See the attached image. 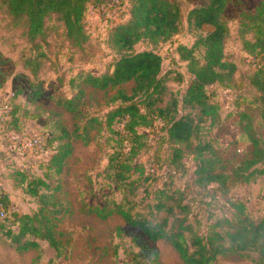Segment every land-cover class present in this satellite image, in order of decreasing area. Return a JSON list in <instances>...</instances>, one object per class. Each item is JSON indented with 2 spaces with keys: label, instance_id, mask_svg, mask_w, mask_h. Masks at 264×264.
Returning a JSON list of instances; mask_svg holds the SVG:
<instances>
[{
  "label": "rangeland",
  "instance_id": "1",
  "mask_svg": "<svg viewBox=\"0 0 264 264\" xmlns=\"http://www.w3.org/2000/svg\"><path fill=\"white\" fill-rule=\"evenodd\" d=\"M126 1L129 6L130 0ZM172 1L178 2L182 11L179 32L165 42L142 40L134 45L135 51L151 50L160 56L164 90L150 109L142 108L151 121L138 127V132L144 136L141 139L144 145L132 159L133 164L141 166L142 172L139 168L131 173L132 186L127 189L119 187L107 170V157L117 145L118 136L105 126V114L116 105L110 102L116 91L130 94L133 82L105 90L81 83V76L86 72L102 73L118 58L116 48L108 39L109 30L114 23L126 19L127 5L123 11L114 7L103 11L88 6L84 16L88 41L79 48L68 42L62 23L54 15L45 19V37L30 42L25 19L9 16L0 2V111L6 105L9 118V112L14 110V122L8 129L0 120V191L8 198L4 230H17L11 214H31L38 206L36 199L23 191L30 179H25L22 185V173L42 177L53 186L59 185L54 196L66 207L56 225L61 241L58 252L43 240H38L37 249L16 252L0 230V264H186L167 241L149 240L115 211L104 218L89 211L121 204L148 219L162 218L163 213L152 209L161 189L184 191V201L190 207L188 221L198 225L200 234H204L215 219L231 217L228 200L242 202L251 218L264 219V175L232 187L225 195H215L211 187L200 190L191 184L195 168L191 155H184L181 173H172L169 168L171 147L166 140L165 123L156 116L157 109H164L176 100L177 116H196L195 110L182 102L192 76L177 50L179 46L192 47L197 36L208 31V27L194 30L186 21L190 9L207 4L208 0ZM261 1L264 0L228 1L225 15L229 37L224 54L236 70L229 86L212 85L206 90L210 100L219 106V118L212 124L208 120L200 123L198 140L209 142L227 169L250 149L237 128L238 111L247 110L257 122L262 107L249 83L258 58L242 48V40L250 39L251 34L243 32L241 23L242 12L253 9ZM202 54V48L194 50L197 58ZM22 58H29L32 65L24 67ZM35 64L39 67L33 74ZM78 91L81 93L73 101L76 111L68 112L59 102ZM54 121H59L70 134L71 153L60 174L46 167L57 146L54 142L48 147L47 140L57 134ZM122 123L115 121L112 125L120 135ZM34 141L32 148L21 147L22 143ZM213 264L262 263L254 251H248L244 256L224 254Z\"/></svg>",
  "mask_w": 264,
  "mask_h": 264
},
{
  "label": "trees",
  "instance_id": "2",
  "mask_svg": "<svg viewBox=\"0 0 264 264\" xmlns=\"http://www.w3.org/2000/svg\"><path fill=\"white\" fill-rule=\"evenodd\" d=\"M229 0H208L207 4L190 9L186 21L194 30L208 27L204 35H198L193 46L178 47V54L186 62L192 81L182 96L184 105L192 108L196 116L176 115L177 101L172 100L164 109H157L156 116L165 123L166 140L171 147L170 170L181 173L182 159L189 154L194 161L191 184L200 190L211 187L214 194L225 195L237 185L249 183L255 176L264 175V1L253 9L242 12L243 32L251 34L250 39L242 40V48L258 58L249 83L255 89L262 107L255 121L250 112L237 113V128L250 144V149L241 154L229 169L209 142L198 140L200 123L208 120L211 124L219 118V106L210 100L207 87L212 85L229 86L232 82L235 65L225 59L224 46L229 37L225 8ZM6 13L13 18H24L26 36L30 42L46 35L45 19L54 15L62 23L64 36L72 46L83 47L88 41L85 27V12L88 6L106 10L112 0H0ZM127 1L119 0L120 5ZM128 4V3H127ZM126 4V5H127ZM125 5V6H126ZM127 17L116 22L109 30V41L116 48L118 58L111 67L102 73L86 72L81 76L85 86L105 90L132 81L131 93L117 90L110 98L116 105L105 114V126L109 132L118 136L117 145L107 157V170L113 181L122 189L132 186L130 175L141 166L133 164L132 159L143 147L144 137L138 127L150 123L149 116L142 112L150 109L164 90L161 76V58L151 50L135 51L134 45L142 40L165 42L176 35L182 24L180 4L172 0H130ZM108 11V10H107ZM196 48H202L201 58L194 55ZM29 58H22L24 67L32 65ZM39 64L32 68L36 73ZM62 99L59 104L68 112L74 113L73 104L81 91ZM14 110L4 120L8 127L14 122ZM150 120V121H149ZM115 121H123L122 134L113 130ZM57 134L48 138V147L57 143L53 154L47 160V169L55 174L62 172L65 159L71 153L70 134L59 122H53ZM6 128V127H5ZM196 139V143L194 140ZM126 143V151L123 146ZM23 191L36 199L37 209L31 214L14 216L12 224L17 230H4L7 219L8 198L0 191V230L4 233L16 252L38 248V240L48 243L55 251L61 248L56 225L66 211L54 193L59 185L53 186L42 177H31L22 173ZM170 189V188H168ZM46 191L45 193L40 192ZM213 194V195H214ZM181 189L158 191L152 209L163 213L162 218H147L132 213L131 207L115 204L111 209L90 208L101 218L112 211L118 213L124 222L136 227L149 240L167 241L186 264H213L219 256L227 253L244 256L254 251L264 264V219L251 218L245 212L242 202L228 200L232 209L230 218H217L200 234L198 225L188 221L189 204L184 201ZM264 198V194H263ZM158 264V263H157Z\"/></svg>",
  "mask_w": 264,
  "mask_h": 264
},
{
  "label": "built area",
  "instance_id": "3",
  "mask_svg": "<svg viewBox=\"0 0 264 264\" xmlns=\"http://www.w3.org/2000/svg\"><path fill=\"white\" fill-rule=\"evenodd\" d=\"M111 4H112V6H114L115 10H121L122 9V11H123V9H124V7L126 5L125 2H124V4L120 5L119 0H112ZM100 9L103 10V11H106L105 8H100ZM7 117H8V110H7V106L4 105L3 108H2V112L0 111V120L4 121ZM35 143H36V141L28 142V144L27 143H22L21 147L22 148H26V147L27 148H32L35 145ZM1 215H2V209L0 208V216Z\"/></svg>",
  "mask_w": 264,
  "mask_h": 264
}]
</instances>
